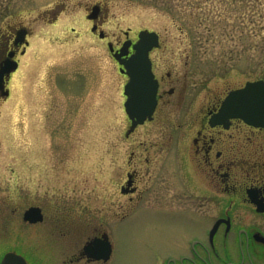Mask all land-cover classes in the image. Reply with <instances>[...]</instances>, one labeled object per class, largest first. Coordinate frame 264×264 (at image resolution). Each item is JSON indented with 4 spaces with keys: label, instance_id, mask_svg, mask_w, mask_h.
Returning <instances> with one entry per match:
<instances>
[{
    "label": "rangeland",
    "instance_id": "rangeland-1",
    "mask_svg": "<svg viewBox=\"0 0 264 264\" xmlns=\"http://www.w3.org/2000/svg\"><path fill=\"white\" fill-rule=\"evenodd\" d=\"M52 1L5 3L38 12ZM95 2L107 9L105 32H158L168 59L157 65L159 72L186 75L182 110L170 106L157 119L161 123L140 127L129 139L125 78L105 42L90 34L87 22L78 28L74 19H81L84 5ZM32 28L28 54L8 85V98L0 99V202L13 207L20 196L19 215L33 205L44 214L37 247L32 246L36 250L27 249L22 240L30 264H61L82 245L78 235L67 241L49 234L52 218L65 216L67 210L73 226L79 216H101L102 226L108 227L106 219L112 220L116 210L113 201L124 200L119 186L130 151L143 153L138 142L169 136L170 125L189 113L179 134L190 137L197 109L245 82L264 81V0H67V10L55 25L37 22ZM169 157L165 168L180 182L185 177L182 157L175 150ZM243 210L233 211L234 216H242ZM178 219L175 223L155 209L139 207L110 228L114 251L107 264H158L159 257L173 253L175 242L192 232L183 217ZM3 229L1 234L8 235Z\"/></svg>",
    "mask_w": 264,
    "mask_h": 264
},
{
    "label": "flooded vegetation",
    "instance_id": "flooded-vegetation-1",
    "mask_svg": "<svg viewBox=\"0 0 264 264\" xmlns=\"http://www.w3.org/2000/svg\"><path fill=\"white\" fill-rule=\"evenodd\" d=\"M5 1L0 0V99L8 98V85L31 47L32 24L41 22L53 26L67 10V0H53L38 12L20 10ZM28 1L36 5L43 0ZM106 11L103 3L95 2L84 5L81 19H77L78 16L74 19L78 28L79 24L87 22L90 34L105 42L119 73L122 66L115 56L124 45L126 55L120 56V60H128L134 54L133 46L139 32H154L158 39L157 46L148 51L151 72L157 82L154 110L150 119L130 132L131 120L126 116L125 138L129 139L140 127L161 123L157 119H161L170 106L182 110L187 101L186 75L169 70L159 72L157 65L167 63L168 59L163 56L166 47L158 32L147 29H127L117 35L105 32ZM71 31L75 32V29L71 28ZM174 60L177 59L172 58L171 62ZM120 75L126 83L128 77L123 73ZM224 97L209 100L193 113L190 137L183 138L179 134V131L183 132L181 127L187 123L189 113L183 116L185 119L179 116L178 124L170 125L169 136H160L155 142H138L143 153L130 151L125 179L119 186V194L124 200L113 201L116 210L112 220H105L108 227L102 226L101 216L94 220L79 216L78 223L73 226L68 210L65 216L52 218L50 235L59 234L67 241L71 236L83 237L82 245L61 264H107L114 251L110 228L129 219L139 207L155 209L164 217L174 218L175 223L181 216L192 230L182 241L175 242L173 253L159 257L158 264H264V127L248 125L242 118H228L222 124H211ZM190 103L189 109L193 107ZM162 121L166 124L170 120ZM162 130L166 128L162 126ZM174 150L180 153L185 171L180 182L172 180L175 172L171 174L165 168V162ZM20 200L21 197H17L13 207L0 202V264L7 253L30 264L23 256L21 249L25 245L22 240L27 243V249L33 245L37 247L38 226L44 222L43 211L33 205L19 215ZM34 207L41 211L40 222L24 219L25 212ZM237 209H244V214L234 216L233 211ZM3 228L8 229V235L1 234ZM106 239L111 247L109 259H95L92 256L99 254L101 244L93 245V242Z\"/></svg>",
    "mask_w": 264,
    "mask_h": 264
},
{
    "label": "water",
    "instance_id": "water-1",
    "mask_svg": "<svg viewBox=\"0 0 264 264\" xmlns=\"http://www.w3.org/2000/svg\"><path fill=\"white\" fill-rule=\"evenodd\" d=\"M157 34L154 32L141 31L138 41L133 46L135 51L128 60H120L119 57L126 55L125 46L121 48L117 58L122 66L120 73L128 77L123 87L125 101L124 111L131 120L130 131L137 125L143 124L151 118L155 106L157 82L151 72V64L148 59V51L157 46ZM228 118H242L248 125L264 127V82L262 80L247 82L242 88L230 91L221 103L218 113L212 117L211 124H222ZM26 221L35 223L42 221L39 208H30L24 214ZM99 242V243H98ZM100 245V252L95 259L107 261L110 257L111 247L107 241H95L93 245ZM1 264H26L24 260L14 254H6Z\"/></svg>",
    "mask_w": 264,
    "mask_h": 264
}]
</instances>
